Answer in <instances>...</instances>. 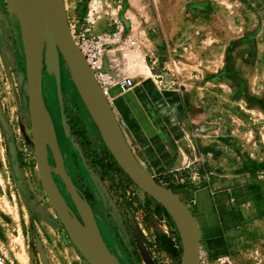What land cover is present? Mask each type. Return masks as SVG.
<instances>
[{
	"label": "rangeland",
	"instance_id": "1",
	"mask_svg": "<svg viewBox=\"0 0 264 264\" xmlns=\"http://www.w3.org/2000/svg\"><path fill=\"white\" fill-rule=\"evenodd\" d=\"M65 2L75 36L86 26L120 33L107 59L135 85L114 88L111 104L137 157L201 230L222 227L221 246L203 233L201 264H264V0ZM59 63L58 86L47 34L44 107L111 263L181 264L173 216L119 165L61 54ZM47 157L68 214L84 224L50 144ZM64 217L38 169L24 33L0 0V264H91Z\"/></svg>",
	"mask_w": 264,
	"mask_h": 264
},
{
	"label": "water",
	"instance_id": "2",
	"mask_svg": "<svg viewBox=\"0 0 264 264\" xmlns=\"http://www.w3.org/2000/svg\"><path fill=\"white\" fill-rule=\"evenodd\" d=\"M41 3L47 21L48 42L51 44L58 86L60 80L59 56L61 54L105 143L119 165L140 188L157 199L176 221L183 243L181 264H201L200 241L203 233L195 216L178 194L155 179L133 151L111 102L97 82L94 70L77 44V36L74 35L69 23L65 0H41ZM24 45L32 130L38 169L44 187L58 211L63 216L71 217L65 207L64 199L54 186L47 157V144H50L59 168V174L75 197L83 221L91 228L85 212L81 209L83 199L63 165L57 141L46 140L43 132L42 112H46V109L42 95V37L38 33L24 34ZM109 52L107 49L104 52V67L115 79H118L121 75H117V72L111 68L112 66H110L107 59V53ZM95 237L98 239L95 244L97 250L92 247L82 248L84 254L91 264H109L103 254L98 251L103 244L101 238L96 234Z\"/></svg>",
	"mask_w": 264,
	"mask_h": 264
},
{
	"label": "bare ground",
	"instance_id": "3",
	"mask_svg": "<svg viewBox=\"0 0 264 264\" xmlns=\"http://www.w3.org/2000/svg\"><path fill=\"white\" fill-rule=\"evenodd\" d=\"M8 7L12 12V15L20 23V27L25 35H30L32 33H38L42 37V69H43V54L45 49L46 35L48 34V26L43 11L41 0H8ZM42 123H43V132L46 140H56L57 128L53 114L42 112ZM62 158V156H61ZM63 161V158H62ZM57 171L59 168L56 164ZM50 169L54 172L50 164ZM81 209L85 212L86 217L89 220L91 228L84 222L82 224L79 220L75 221L71 217H64L65 224L69 231V234L72 240L81 245L84 248L92 247L97 250L96 242L98 239L95 237V234L100 238V231L96 220L94 219L93 212L89 205L82 200ZM84 225V226H83ZM80 247V246H79ZM81 248V247H80ZM100 253L107 259L109 264L111 263V256L105 244L101 245V248L98 249ZM117 263V262H116Z\"/></svg>",
	"mask_w": 264,
	"mask_h": 264
},
{
	"label": "built area",
	"instance_id": "4",
	"mask_svg": "<svg viewBox=\"0 0 264 264\" xmlns=\"http://www.w3.org/2000/svg\"><path fill=\"white\" fill-rule=\"evenodd\" d=\"M121 41L119 31L104 33L89 26L82 27L77 36V44L94 70L95 78L110 102L111 91L114 88L117 89V93H124L135 85V79L132 76L121 75L115 79L104 67L105 50L110 51L115 48V45H117L116 48H120Z\"/></svg>",
	"mask_w": 264,
	"mask_h": 264
},
{
	"label": "crops",
	"instance_id": "5",
	"mask_svg": "<svg viewBox=\"0 0 264 264\" xmlns=\"http://www.w3.org/2000/svg\"><path fill=\"white\" fill-rule=\"evenodd\" d=\"M115 99L118 100V96L116 93L111 91V102L114 101ZM138 159H139V157H138ZM140 162L142 163L141 160H140ZM202 233H205V235H207V238L209 239L208 242L212 241V243H215L217 246H221V244H222L221 235H222L223 231H222V227L220 225H215L213 227H209L208 229H202Z\"/></svg>",
	"mask_w": 264,
	"mask_h": 264
},
{
	"label": "flooded vegetation",
	"instance_id": "6",
	"mask_svg": "<svg viewBox=\"0 0 264 264\" xmlns=\"http://www.w3.org/2000/svg\"><path fill=\"white\" fill-rule=\"evenodd\" d=\"M158 181V180H157Z\"/></svg>",
	"mask_w": 264,
	"mask_h": 264
}]
</instances>
